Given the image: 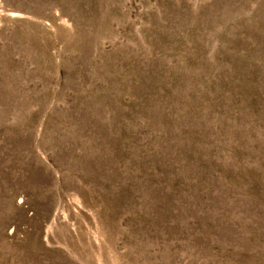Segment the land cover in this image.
I'll use <instances>...</instances> for the list:
<instances>
[{
	"label": "rangeland",
	"instance_id": "374dc122",
	"mask_svg": "<svg viewBox=\"0 0 264 264\" xmlns=\"http://www.w3.org/2000/svg\"><path fill=\"white\" fill-rule=\"evenodd\" d=\"M0 264H264V0H0Z\"/></svg>",
	"mask_w": 264,
	"mask_h": 264
}]
</instances>
